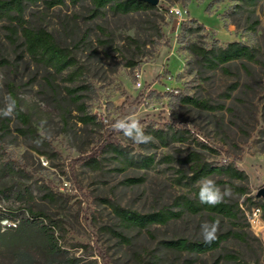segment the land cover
I'll return each mask as SVG.
<instances>
[{
	"label": "rangeland",
	"instance_id": "obj_1",
	"mask_svg": "<svg viewBox=\"0 0 264 264\" xmlns=\"http://www.w3.org/2000/svg\"><path fill=\"white\" fill-rule=\"evenodd\" d=\"M93 7L92 0H64L27 10L30 25L73 50L80 65L74 80L34 61L22 36L12 42L9 22H0V108L17 94L14 114L0 117V221L16 225L0 224V264H213L225 253L239 259L219 264H264L263 209L255 214L264 203V0H158L150 9H107L91 19ZM233 41L251 47L255 60L211 69L190 49ZM86 113L92 118L84 120ZM129 115L153 142L137 145L113 130ZM201 162L246 174L208 176L232 189L225 203L240 208L237 222L185 210L164 225L121 223L112 203L141 213L180 210V198H195L199 184L188 178ZM216 220L217 236L239 231L246 239L230 236L202 254L164 245L203 240L200 225Z\"/></svg>",
	"mask_w": 264,
	"mask_h": 264
},
{
	"label": "trees",
	"instance_id": "obj_2",
	"mask_svg": "<svg viewBox=\"0 0 264 264\" xmlns=\"http://www.w3.org/2000/svg\"><path fill=\"white\" fill-rule=\"evenodd\" d=\"M77 2L78 0H73ZM251 4L255 5L259 0H248ZM43 2L47 7H54L61 5L64 0H0V22L8 21L9 37L12 42H16L17 38L21 35L24 40L25 51L29 56L37 63L53 69L58 74L69 72V78L74 80L79 73L80 65L73 50L69 47L60 45L53 34L43 27H34L29 24L27 19V10L30 6ZM93 9L89 15V18L94 19L105 13L107 9L114 11L115 13L128 14L131 12H137L140 10H146L153 7L152 4L144 0H92ZM192 53L197 55L202 63L211 69H217L224 64L235 60L247 59L255 60V55L252 52L251 47L241 43L239 41L230 42L226 47H203L198 43H192L190 46ZM80 87L70 88L68 91L74 98L80 100V95L77 94ZM12 97L17 101V94L12 92ZM191 104L199 107L208 108L211 107L205 100H200L192 97L186 98ZM212 108V107H211ZM18 117L24 122H29V117L18 111ZM84 120L91 119L88 113L85 114ZM162 138L161 135H158ZM144 166H150L152 158L144 160ZM132 164L136 162L131 159ZM193 174L188 178V184H196L202 177H208L211 174L219 173L226 174L233 178H242L246 174L231 166L222 165L219 167H213L208 163H196L192 167ZM140 178H129L127 181L130 184L142 182ZM199 187L195 191V198L182 197L176 203L181 209L174 210L172 208H162L158 211L141 213L137 210L127 209L121 207L116 203H112L114 212L119 217L121 223L125 227H137L140 229L147 228L154 224H167L173 219L180 218L185 210H189L192 213H199L203 210L221 214L231 221L237 222L240 208L238 205L221 203L216 206L208 204H202L198 198ZM263 216H264V203L262 204ZM37 215H40L38 213ZM230 236H235L241 240L246 239V235L242 232H226L219 234L217 239L211 244L205 243L203 240H192L186 237H179L170 239L164 242L167 248H171L178 251H188L193 253H207L217 250L221 247L223 241L227 240ZM233 259L238 260L239 257L236 254L225 253L221 255L213 264H219L221 259Z\"/></svg>",
	"mask_w": 264,
	"mask_h": 264
},
{
	"label": "clouds",
	"instance_id": "obj_3",
	"mask_svg": "<svg viewBox=\"0 0 264 264\" xmlns=\"http://www.w3.org/2000/svg\"><path fill=\"white\" fill-rule=\"evenodd\" d=\"M17 101L11 95L5 97V106L0 108V117H11L16 110ZM114 131L123 133L125 137L130 139L134 144H148L154 141V137L147 134L141 122L135 115H129L124 118L115 120L112 124ZM199 193L198 198L202 204L216 206L226 202V198H232V189L225 186L221 189L215 181L210 177H202L198 182ZM0 224L15 227L16 225L8 220L0 221ZM219 231V220L214 222L204 221L200 225V235L203 241L211 244L217 239Z\"/></svg>",
	"mask_w": 264,
	"mask_h": 264
},
{
	"label": "built area",
	"instance_id": "obj_4",
	"mask_svg": "<svg viewBox=\"0 0 264 264\" xmlns=\"http://www.w3.org/2000/svg\"><path fill=\"white\" fill-rule=\"evenodd\" d=\"M175 13L178 14L179 16L182 15V10L181 9H174ZM138 86L139 87H142L143 86V83L141 80L138 81ZM262 212V208L261 207H258L256 210H255V214L258 215Z\"/></svg>",
	"mask_w": 264,
	"mask_h": 264
},
{
	"label": "water",
	"instance_id": "obj_5",
	"mask_svg": "<svg viewBox=\"0 0 264 264\" xmlns=\"http://www.w3.org/2000/svg\"><path fill=\"white\" fill-rule=\"evenodd\" d=\"M144 1H146L152 5H156L158 3V0H144ZM261 195L264 196V188H262L260 190V192L258 193V196H261Z\"/></svg>",
	"mask_w": 264,
	"mask_h": 264
}]
</instances>
